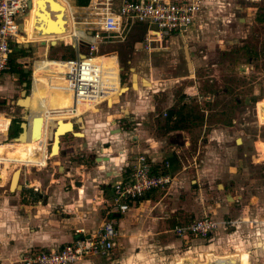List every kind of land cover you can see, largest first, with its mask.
Segmentation results:
<instances>
[{
    "label": "rangeland",
    "instance_id": "obj_1",
    "mask_svg": "<svg viewBox=\"0 0 264 264\" xmlns=\"http://www.w3.org/2000/svg\"><path fill=\"white\" fill-rule=\"evenodd\" d=\"M34 4L37 7L47 6L49 12L44 15L39 8L29 12L26 24L34 26V29L26 28V38L32 41L26 47L29 52L19 54L23 47L11 46L9 55L17 67L24 65L27 73L12 80L11 92H0V96L4 97L0 99V129L6 121L1 116L7 117L9 124L24 122L22 113H15L16 99L24 94L18 104L23 111H28L24 117L29 130L18 139H14L17 136L9 137L8 130L6 134L0 133V184L4 182L7 171L12 173L19 169L24 172L26 168H29L28 176L41 172L44 182L53 177H70L74 173L75 177L83 178L89 172L96 173L95 166L103 164L104 158L112 163V156L123 154L121 140H125V146H131L134 144L131 135L139 134L143 136L140 140L144 147L150 143L149 149L162 153L158 159L168 162L164 170L172 180L166 189L157 194L162 196L171 189L166 196H176L180 200L174 207L179 208L171 214L159 212L167 223V236L177 238L171 231L176 223H187L203 215L215 219L210 214L214 212L212 205L215 203L225 206L233 197L235 206L240 208L242 204L258 203L255 196L262 197L264 201V159L261 158L264 148H255L253 154V141H264V125L257 124L250 107L254 100L261 97L259 94L249 96L252 86L264 82V3L202 0L188 34L186 31L176 38L169 39L168 36L145 48L142 45L145 26L137 23L123 40L113 38L100 44L99 52H113L109 58L103 59L112 77V91L106 95L107 106L102 103L98 108L90 104L87 108L95 110L97 107L96 113L87 111L69 121H63V115L57 114L73 105L72 93L59 74L62 66L58 59L74 55L75 50L69 42L72 36L56 39V23L60 14L55 17L53 9L70 3L69 0H34ZM74 35L80 39L83 33ZM46 44L47 52L43 55ZM38 46L42 47L36 50ZM5 72L7 83L11 81L13 72ZM137 78L138 85L135 82ZM149 79L154 81L148 83ZM260 89L264 90V87L260 86ZM244 96L250 97L249 104L242 102ZM142 101V112H130L132 103ZM166 106L172 111L167 121ZM87 114L89 117H86ZM179 116L183 118L177 121ZM257 116L258 122L264 124V99L257 103ZM56 118L58 122H52ZM142 121L146 127H143ZM171 121H177L180 127L178 133H172L175 130L167 133ZM90 122L102 123L106 128L96 130L98 128ZM13 130L16 132L17 128L14 126ZM71 131L84 136H74ZM51 132L52 149L49 151L48 145L44 146L43 142ZM158 138L161 142H156ZM83 139L87 141L86 145H82ZM111 143L110 154L102 150ZM127 151L128 168L136 154L149 157L140 151ZM169 153L174 156V163L164 159ZM252 154L261 161L254 163ZM97 171L102 174V170ZM66 173L67 176L64 175ZM15 181L16 173L11 180L12 190L16 188ZM153 196L154 193L150 192L138 200ZM105 208L107 211L108 205ZM148 212L143 211L145 215ZM115 248L116 244L106 257H110ZM97 257L100 262L104 260L103 256Z\"/></svg>",
    "mask_w": 264,
    "mask_h": 264
},
{
    "label": "crops",
    "instance_id": "obj_2",
    "mask_svg": "<svg viewBox=\"0 0 264 264\" xmlns=\"http://www.w3.org/2000/svg\"><path fill=\"white\" fill-rule=\"evenodd\" d=\"M64 6L67 5L63 4L53 9L55 17L56 15L58 17L57 13L60 14ZM68 6L71 8L72 12L75 11L70 5ZM46 7L47 6L44 5L37 7L34 4V0H32L30 11L39 8L45 15L49 12ZM262 7H264V5H262ZM193 20L187 29V34L191 30L190 26L194 24ZM227 21L228 19L225 20V22ZM200 22L201 19L199 18V23ZM26 23L27 17L25 23L21 24L23 28V30L20 31L22 40L18 39L19 42L15 43L25 48H22V53L19 54L29 52L26 47L29 42H32L26 39V28L34 29V26ZM59 23L60 18L56 23V39L68 38L77 32H82L73 24V34L68 37H62L61 33L59 31L57 32ZM63 28L64 25H62V29ZM178 36V34H171L169 39ZM23 41L24 43L27 42L26 45L21 43ZM218 41L221 42V40ZM35 42L40 41H33V43ZM134 45H136V43ZM41 47L42 46H38L36 50ZM47 47L48 44H46V49L44 53H42L43 55L47 52ZM72 48L75 50L74 55L71 57H61V59L73 58L76 54L81 55L84 52L80 45L77 48ZM22 69L23 72H27V68H25L24 65H22ZM7 71L10 72V70ZM6 73L7 72L2 75L0 83V92L5 94L6 92H11L12 80L18 78L17 73H11L12 83L11 81L6 83L4 78ZM180 77L182 79V76ZM153 81L154 80L149 79L148 83ZM135 82L137 85L139 84L138 78ZM22 85H26V83L22 82ZM21 92H24V90ZM29 92L31 93L30 90ZM149 96L152 97V95ZM0 97L4 99V97ZM23 97L24 94L21 98ZM183 102L184 101H181V104ZM142 104L143 101L142 103H132V106H129L130 112L133 110L142 112L141 110L144 108ZM17 105H19L18 102ZM104 105L107 106V103ZM19 107L21 111L18 112L22 113V118L27 121L24 117V113L28 114V111H23L21 105H19ZM98 108L96 107L95 110L90 108V112H86L96 113ZM164 110L167 112L168 106L164 107ZM125 111L126 109L124 112ZM1 117L3 120H6L5 123H7L8 118L4 116ZM86 117H89V115L87 114ZM165 118L167 120V117ZM82 119L84 120L85 118ZM53 121H55V119L52 120V122ZM78 121L81 122V119H78ZM91 123L98 128L96 130H100V128L101 130H105L106 128H103L102 123L97 124L98 122H90V124ZM82 125L83 124H81V126ZM142 125L143 127L147 126L143 121ZM8 126L7 128L2 127L0 133L2 134L3 132V134H6ZM18 127L21 130L20 122L18 123ZM24 128V133H26L29 130V125H24ZM70 130H72V127ZM140 130L136 131L141 132ZM177 130L180 129H176L172 133H178ZM170 131L172 130L167 131V133ZM73 133L76 135V132L71 131V134ZM78 133L79 134L76 136H84L82 133ZM140 138L143 139V136L139 134L131 135V140L134 142L131 146H125V140H121L120 143L124 144L122 146V149H124L122 150L124 151L123 154L112 156V163L104 158L103 164L95 166L96 173L90 174L89 172V174H86L83 178L75 177L74 173L73 176L71 175L70 177H53L49 179L48 182H44L41 172L28 176L27 172L29 168H26L23 177L20 175L21 172H19L17 186L12 190L8 185L10 183L11 175L9 176V174L11 172L7 171L4 182L0 184V264H8L11 261H15L22 254L29 251L61 247L64 243L76 236L73 234L74 228H82L86 232L94 230V227L98 226L106 216L105 207H107L109 199L111 201L113 193L108 184L123 178L129 171V159L126 157L127 150L130 149L133 153L139 151L145 154L147 153L149 159L160 161L158 157H160L161 152L157 149H149L148 146L150 143H147V146L144 147ZM145 140L148 142V139ZM82 142V145H86L87 141L83 139ZM156 142L161 141L158 138ZM112 145L111 143L103 147L102 150L109 152ZM59 148L58 146V150ZM253 149L254 154L256 151L255 147H253ZM253 154L252 161L254 163L257 160L261 161L259 157H255ZM167 158L170 162L174 163L175 158L172 154L169 153L164 159ZM45 160H47V157ZM57 168L59 169V167ZM97 170H102V174ZM67 174L68 173L64 175L67 176ZM180 174L184 177L183 172ZM80 176L82 177V174H80ZM34 186L37 188L34 189ZM170 190L166 192L168 193ZM159 191L161 190L153 191L152 193H154V196L152 198H150V196L149 198L138 200L139 202L131 205L123 213L108 215L114 218V226L117 233H119V236L115 239L116 248L113 250L110 257L103 256L104 260L100 262L98 260L99 257H97L98 255H93L75 264H212L214 260H220L224 263L234 262V264H264V201L262 197L255 196V200H257L258 203L255 205L242 204L240 208L235 206L233 197L225 206H221L218 203L213 204L212 206L215 208L212 210L214 212L210 214L215 217L219 224L208 239H186L180 237L173 239L167 236L168 230L165 228L167 223L162 216H159V212L162 211L171 214V212L179 208L174 207L180 203V200L176 199V196H166L167 193L160 196L157 194ZM251 199L250 197V200ZM143 211L149 212L145 215Z\"/></svg>",
    "mask_w": 264,
    "mask_h": 264
},
{
    "label": "built area",
    "instance_id": "obj_3",
    "mask_svg": "<svg viewBox=\"0 0 264 264\" xmlns=\"http://www.w3.org/2000/svg\"><path fill=\"white\" fill-rule=\"evenodd\" d=\"M201 1L87 0L86 4L81 6L84 23L82 32L87 37L86 51L81 55L76 54L73 58L58 59L62 66L59 74L73 97L74 104L69 112H75L77 104L84 105L95 100H101L97 105L105 104L106 95L112 91V77L107 75L102 61L97 59L99 55L108 53L99 52L100 44L113 38L123 40L125 34L137 23L145 26L142 37V45L145 48L171 34L182 35L199 10ZM250 1L264 3V0ZM31 5V0H0V83L4 71L8 69L7 61L12 52L10 43L19 42L17 34L23 30L19 22L28 13ZM85 30H89V34ZM72 37L70 45L77 48L80 41L75 35ZM117 77L119 84V67ZM24 123L27 124L25 119ZM8 124L9 119L4 127L7 128ZM43 143L44 146L49 145L50 137L45 138ZM167 166L166 160L155 161L143 154H136L128 173L110 186L113 194L106 214L123 213L140 197L155 190L166 189L172 180L164 170ZM20 175L23 177L25 173L21 172ZM36 188L34 186V189ZM114 224V218L107 215L92 231L74 228L73 234L76 236L61 247L29 251L8 264H75L89 256H106L115 246L117 230ZM218 224L213 217L203 215L187 223L175 224L171 231L180 238L205 240L214 233Z\"/></svg>",
    "mask_w": 264,
    "mask_h": 264
},
{
    "label": "bare ground",
    "instance_id": "obj_4",
    "mask_svg": "<svg viewBox=\"0 0 264 264\" xmlns=\"http://www.w3.org/2000/svg\"><path fill=\"white\" fill-rule=\"evenodd\" d=\"M32 1V0H31ZM31 7H32V5H31ZM31 7H30V9H29V11H28V13L24 16V18H23V20H21L19 23L20 24H22V23H25V21H26V17L28 16V14H29V12H30V10H31ZM72 10H71V8L67 5V6H64L63 8H62V15H61V23H59V27H58V30H57V32L59 31L60 33H61V36L62 37H68V36H70V35H72L73 34V31H74V26H73V24H74V19H73V17H72ZM62 24L64 25V28L62 29ZM78 29H80L81 31H82V29L80 28V27H78ZM83 33V32H82ZM18 35V39L19 40H22V37H21V33H18L17 34ZM27 39V38H26ZM28 40V39H27ZM79 41H87V37H86V35L83 33V35H82V37H80V39H78ZM28 41H30V40H28ZM110 54L111 53H108V54H104V55H99L98 57H97V59L98 60H101L102 61V63H103V66H104V68H105V71H106V73H107V75H110V77H111V71L106 67V65H104V62H103V59L105 58V59H107V58H109L110 57ZM117 66V69H118V65H116ZM33 71V70H32ZM31 85H32V81H31ZM118 85H120V83L118 84ZM31 88V87H30ZM107 101H108V98H106V101H105V103H107ZM18 102V101H17ZM101 102V100H98V101H93L92 103L90 102V103H84V105H81V104H77L76 105V108H75V112H69V110H70V107L68 108V110L67 111H59V112H57V114L58 115H63V117H62V120L63 121H69V119L71 118V117H78L80 114H82V113H84V112H86V111H90V109H88L87 108V106L88 105H90V104H94L95 106H98L99 107V105H97L98 103H100ZM74 104V103H73ZM73 106V105H72ZM78 112V113H77ZM60 113H62V114H60ZM77 113V114H76ZM76 114V115H75ZM65 115H68V117H65ZM54 122H58V119L56 118L55 119V121ZM24 125H26V124H24ZM23 125V126H24ZM27 126H28V121H27ZM24 131H25V128L23 129V132L21 133V135L24 133ZM20 135V136H21ZM19 136V137H20ZM50 137V143H49V151L52 149V139H53V136H52V133H51V135L49 136ZM10 175H11V173H10ZM11 188V187H10ZM231 263V262H230ZM212 264H227V263H224V262H222V261H220V260H214L213 261V263ZM231 264H234V262H232ZM238 264V263H237Z\"/></svg>",
    "mask_w": 264,
    "mask_h": 264
},
{
    "label": "water",
    "instance_id": "obj_5",
    "mask_svg": "<svg viewBox=\"0 0 264 264\" xmlns=\"http://www.w3.org/2000/svg\"><path fill=\"white\" fill-rule=\"evenodd\" d=\"M69 3H70V5H72L73 7H74V9H75V11L73 12V14H72V17H73V19H74V21H75V25L77 26V27H80L82 30L84 29V23L82 22V16H83V10H82V8L80 7V6H78L77 4H76V0H69ZM85 32L87 33V34H89V30H85ZM80 43V46L82 47V49H83V51L85 52L86 51V45H87V41L85 42V41H80L79 42ZM50 45H52V43L50 42L49 43ZM24 45H26V42L24 43ZM19 100H21V98H18L17 100H16V103H17V101H19ZM15 113H19L18 111H19V105H17L16 104V107H15ZM171 114H172V111H171V109H168L167 110V119L169 120L171 117ZM25 123L22 121V122H20V128H21V130H20V132L17 134V137L16 138H14V139H18L19 138V136L21 135V133L23 132V129H24V125ZM73 135L74 136H76L74 133H73ZM14 173H16V181H15V185L17 186V178H18V175H19V169H15L12 173H11V179H10V183H9V188H10V185H11V180H12V176L14 175ZM14 185V186H15Z\"/></svg>",
    "mask_w": 264,
    "mask_h": 264
},
{
    "label": "trees",
    "instance_id": "obj_6",
    "mask_svg": "<svg viewBox=\"0 0 264 264\" xmlns=\"http://www.w3.org/2000/svg\"><path fill=\"white\" fill-rule=\"evenodd\" d=\"M76 4L77 5H79V6H84L86 3H84L83 1H79V0H76ZM10 45L11 46H14L15 48L16 47H19L20 45H18V44H15V43H10ZM20 53H22V49L20 50ZM71 56H73V54L72 55H70L69 57H71ZM62 58H64L63 56H62ZM7 64H8V69L7 70H10V71H12L13 73H17L18 74V76H25L26 75V73L27 72H23V69H22V67H17V63H15L14 61H13V59H11V58H9L8 59V61H7ZM19 66V65H18ZM27 82V81H26ZM182 116H179L178 118H177V121H180V120H182ZM165 120H166V118H165ZM167 121V120H166ZM177 121H171L172 123H171V126H169L170 127V129L169 130H176V129H180V127H179V125L177 124ZM16 127L17 128V130H16V132L13 130V127ZM19 127H18V124H16L15 122L14 123H10L9 124V127H8V135H9V137H16L17 136V132H19Z\"/></svg>",
    "mask_w": 264,
    "mask_h": 264
},
{
    "label": "flooded vegetation",
    "instance_id": "obj_7",
    "mask_svg": "<svg viewBox=\"0 0 264 264\" xmlns=\"http://www.w3.org/2000/svg\"><path fill=\"white\" fill-rule=\"evenodd\" d=\"M61 15H62V9H61V12H60V20H61ZM61 23V21H60ZM63 25V24H62ZM261 60V59H260ZM259 61V60H258ZM260 86H263L264 87V82H262L260 85H255V86H252V90L251 92L249 93V96H256V95H260L261 98H259L258 100H254L251 104V111H252V115H253V118H255L256 122L258 125H264V124H260L258 122V116H257V103L259 101H261L262 99H264V90H261L260 89ZM256 88V89H255ZM242 102L243 103H247L249 104L250 103V97L248 96H244L243 99H242ZM184 104V102L182 103ZM253 147L255 148H264V141L263 140H254L253 141ZM262 155V159H264V153L261 154ZM256 157V155H254ZM257 162V161H256Z\"/></svg>",
    "mask_w": 264,
    "mask_h": 264
}]
</instances>
